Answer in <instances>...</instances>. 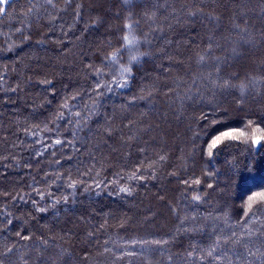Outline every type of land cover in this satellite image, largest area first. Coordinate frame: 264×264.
Masks as SVG:
<instances>
[{"label":"trees","instance_id":"obj_1","mask_svg":"<svg viewBox=\"0 0 264 264\" xmlns=\"http://www.w3.org/2000/svg\"><path fill=\"white\" fill-rule=\"evenodd\" d=\"M0 8V264H264V0Z\"/></svg>","mask_w":264,"mask_h":264},{"label":"snow or ice","instance_id":"obj_2","mask_svg":"<svg viewBox=\"0 0 264 264\" xmlns=\"http://www.w3.org/2000/svg\"><path fill=\"white\" fill-rule=\"evenodd\" d=\"M7 3H8V0H0V4H7ZM3 10H4L3 8H0V11H3ZM125 39L128 40V37H125ZM128 42L131 43L130 40H129ZM230 135H231L230 133H225V134H224V138H227V137H229ZM240 135H243V133H241ZM232 138L235 139V138H238V137H236V136H232ZM220 139H221V137H217V141H219ZM217 141H214V142H213V145H215V143H216ZM259 142H260L259 138L256 139V140H254V143H259ZM260 195H261V198H264V193H262V194H260ZM249 206H251V205H249Z\"/></svg>","mask_w":264,"mask_h":264}]
</instances>
